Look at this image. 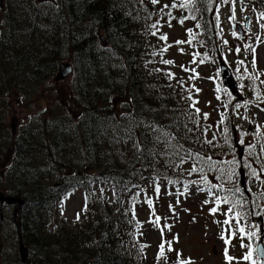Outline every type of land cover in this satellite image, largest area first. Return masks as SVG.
Instances as JSON below:
<instances>
[{
  "label": "trees",
  "instance_id": "trees-1",
  "mask_svg": "<svg viewBox=\"0 0 264 264\" xmlns=\"http://www.w3.org/2000/svg\"><path fill=\"white\" fill-rule=\"evenodd\" d=\"M21 1L0 0V100L3 104L2 99L12 92H21L24 98L47 96L50 109L36 125L42 130L36 150L45 155L43 167H55L44 179L34 173L36 150L28 137H23L24 142L18 140L8 153L0 147V157L9 159L0 190L24 201L22 207L15 206L10 221L18 245L22 241L29 249L30 264H170L165 258L158 260V254L148 258L139 242L133 247L138 229L125 203L146 185L181 187L188 182L186 174L195 162L188 158L189 151L194 156H210L225 169L229 168L228 161H237L238 175L233 183L224 182V188L233 189L232 200L238 199L243 205L234 211L251 213L241 226L248 230L259 224L252 194L251 198L246 196L240 187L239 170L244 169L246 177H251V169L264 174V139H256L255 152L249 155L247 147L244 160L239 161L232 104L224 107L228 96L219 81V114L227 112L228 118L216 130L215 139L205 136L207 124L190 107V92L166 75L169 72L162 62L166 56L160 51L166 41L159 39L158 32L152 35L156 29L151 27L163 18L150 0ZM218 3L198 0L194 13V21L201 25L195 40L203 47L207 64H214L217 71L218 55L227 60L223 50L232 55L237 46L243 47L240 40L224 47L217 43L213 21ZM242 6H251L257 19L264 12V0H244ZM183 12L185 16L192 14ZM258 20L264 24V19ZM63 63L74 66L70 85L52 87L49 83ZM217 75L219 78V72ZM260 79L256 84L264 93ZM237 81L239 87L243 83L240 88L249 96L255 95L250 81ZM197 119L199 125L194 122ZM224 126L229 128L227 144L222 135ZM66 153L77 154L79 166L69 161ZM217 175L208 172L209 180L220 184ZM198 176L188 174L191 179ZM169 180L178 183L169 184ZM24 182L30 183L29 187ZM95 186L107 189L110 200L95 205L85 193L86 204L82 214L78 213L79 219L61 217L54 234H47L52 207L62 210L69 192L65 191H89ZM235 187L243 191L242 196L234 192ZM223 206L228 209V205ZM4 207L0 205V264H8L2 259L6 243L2 235ZM18 264H22L21 258Z\"/></svg>",
  "mask_w": 264,
  "mask_h": 264
},
{
  "label": "rangeland",
  "instance_id": "rangeland-1",
  "mask_svg": "<svg viewBox=\"0 0 264 264\" xmlns=\"http://www.w3.org/2000/svg\"><path fill=\"white\" fill-rule=\"evenodd\" d=\"M38 1L41 0H22L21 2L35 3ZM53 2L54 0H43L40 3L51 4ZM174 2H178V0H159V3L154 5L156 12L163 16V22L158 27H161L160 31L163 35H167L168 45H172V47L168 48L166 60L173 61L174 63L167 64L166 67H169L174 74L173 84L178 83V81L183 83L187 88L191 89L193 99L199 101L196 105V107L200 109L199 118L205 121L207 125H212L207 131V136L210 138L213 133H216V130L218 131L220 129V127H217V122L220 118L219 111L222 100H217L216 96H221V91H216L217 88H220L219 86L215 88V85L218 84L217 73L219 70L217 71L214 64L200 63V60L204 57L202 55H204L205 52L203 47L196 40H193L191 44H176V41H187L189 39L188 29H192L196 35L199 30L196 27L197 23L192 19H186L183 25L178 22L180 18L185 17V14L183 10L178 7L171 8V5ZM164 5H169V8H164ZM232 7V3L224 4L221 0H219L217 5V8H219L220 23L219 28H217L216 20L213 21V31L216 41L221 47L229 46L238 40L232 35V26L234 24L238 23L244 25L246 16H250L251 21L250 28L247 31V34H245L246 39L243 42L240 54L237 55L236 52L234 53L233 51V54L231 55L229 51H222V53L228 54L225 63L230 68L232 75L236 78L238 75H245L243 68L240 69L239 73L236 71L238 60H245L249 72L258 71L264 73V29H261V25L259 24L262 22L257 19L254 10L250 6L241 10L242 5L237 2L235 3V20H230L229 18L232 16ZM161 9H163V13L171 11L172 15L177 18L176 20H172V27L168 26V16L164 15L161 12ZM15 18L18 19V15H15ZM156 32L158 31L156 30ZM257 37L260 38L261 42H257ZM224 41H227V44H225ZM245 44H252L256 47L257 68L255 70L252 69L250 63L252 55L249 53L245 58V53L243 51ZM181 48L183 49V53L179 50ZM196 53L199 55L194 57V54ZM223 57L225 58V56ZM194 58L196 60L195 63L192 62ZM181 66H183V68L195 69L198 78L190 80L189 77L193 75V73L191 71H184ZM56 77L49 83L52 87L58 86V88L61 89L70 85L71 78L62 83H56ZM260 77V80H264V75H261ZM256 82H258V80ZM256 86L259 88V85L256 84ZM260 86L263 87L262 84ZM195 89H199V93H196ZM240 91L247 101L252 102L248 104L247 109L244 107L239 109V116L242 117L246 115L248 119L245 120L243 118H238L233 107L235 105V103H233L234 100L232 101L231 114L238 142L240 140L241 132L249 133L244 136V144L239 143L246 149L250 145L257 146L256 138L250 134L257 131V126L260 127L261 134H264V111L260 110L264 109V107H262L264 103L257 101L255 95L249 96L243 89H240ZM261 95H264V93L261 92ZM2 101L4 102L3 104H1L0 100V147L3 146L5 148L3 151L5 153L11 151L12 147L15 148V144L18 140L24 142L23 137H28V142H31L30 145L33 149L36 150L39 148L38 141L42 138V130L40 128L37 129L36 125L39 124L40 118L42 119L48 114L50 109L47 96L42 98L39 94L36 98H31V96H26L24 98V95L21 92L20 94L12 92L9 94V97L7 96L2 99ZM204 113L209 114L207 120L203 119ZM12 122L14 123V127ZM10 153L12 154L14 152ZM125 153L129 154L128 151ZM34 155V163L37 165V169L34 173L41 179L49 177V171L54 170L55 167L50 165L43 167L45 155L39 150H36ZM66 157L69 161L79 166L80 162L77 154L66 153ZM0 159H2L0 160L1 184V176H4L8 171L7 161H9V159H7L5 155L0 157ZM258 172L260 171L258 170ZM258 174L259 179L255 177H247V183L249 184L250 182L251 185V187L248 186V190L252 194L255 215L257 218H263L260 221L262 222V227L264 229V215L257 214L264 213V184L261 183V181H264V174ZM208 179H210L209 176ZM68 180L69 179L65 182ZM186 180L197 181L200 180V176L191 179L188 177V174H186ZM25 184L28 185V187L30 185V183L28 184L24 182L23 185ZM200 187H203V185H200ZM154 189L155 188H153L152 185H146L144 189L136 191L135 195L133 194L135 197V220L136 224L139 222L140 225L139 227H136L138 229V237L132 242L133 247L136 246L137 242L142 245H148V247L143 248L141 252L147 255L148 258L154 259L160 250L159 245L164 243L165 255L167 257L166 260L170 264H176L177 253L181 254V260L190 259L194 264H228L224 255L225 249L227 248L228 255L234 258L231 264H250L249 261L243 260V256L249 250L247 246L256 248L261 241V237L259 240L255 237L251 240L245 237L242 241L238 236L233 239L231 234L227 233V238L231 240V243L225 245L220 236L221 234H224V229L227 226L222 223H217V221L222 222L225 219V215H223L227 209L225 206H222L216 215L210 214L209 210L214 206V203L210 202L205 204L204 201L206 199L210 200L211 198L206 192L197 191L196 185H190L187 196L179 197V204H177L178 198L175 193L177 189L183 190V184L181 187L161 186L159 199L156 198ZM66 192H68V194L64 200L62 211H58L52 207L50 218L51 226H49L47 234H54L56 226L60 223L61 217L67 218L68 220H74L78 213L82 214L83 208L86 204L85 193L88 200L95 205H101L103 202H107L111 198V194L103 186H95L89 191L69 189L65 191V193ZM169 192L173 194L169 195ZM147 198L152 199L156 216L161 218L159 221V227H153V225L148 222L150 219L155 220L156 216H152V209L149 208L147 203H145ZM133 202V199L126 200L125 208L128 211H132ZM170 204L173 206L172 210L169 209ZM14 208L15 207H9L6 205L2 210V217L4 219L2 235L6 237L5 247L2 249L5 252V256H2V259L7 260L8 264H18L20 259L18 236L15 227L13 228L10 221ZM85 217H82L83 222L86 220ZM166 226L171 227L169 229ZM161 228L163 229V236L161 235ZM252 230L256 229L253 228ZM165 242H171L173 251H168L169 244ZM241 243L245 244L246 247L242 248ZM136 253L139 256V253Z\"/></svg>",
  "mask_w": 264,
  "mask_h": 264
},
{
  "label": "snow or ice",
  "instance_id": "snow-or-ice-1",
  "mask_svg": "<svg viewBox=\"0 0 264 264\" xmlns=\"http://www.w3.org/2000/svg\"><path fill=\"white\" fill-rule=\"evenodd\" d=\"M150 2L155 5L157 3H159V0H150ZM198 2V0H178V2H174L171 5V8H180L182 10H188L189 12H191L192 14L189 16H185L182 17L178 20V22L183 25L186 19H192L195 20L196 16H195V11L198 9H195V5ZM209 3L212 2V0H208ZM222 3L224 4H228V3H232L233 7H232V16L229 18L230 20H235V0H221ZM241 4L243 5L244 0H240ZM164 8H169V5H164ZM243 10V8L241 9ZM161 12L163 13V9H161ZM164 15L168 16V26L172 27V20H176L177 18L175 16L172 15L171 11L167 12V13H163ZM163 18V16H162ZM258 19H264V12L260 13V16L258 17ZM215 20H216V27L219 28V23H220V17H219V8H217V14L215 16ZM153 29H156L158 31V23L157 24H153L151 26ZM197 28H200L201 25L199 23H197L196 25ZM261 29H264V24L261 25ZM222 31V30H221ZM152 35H156V31L152 32ZM232 35L234 37H236L237 39H242L243 37L237 36V33L235 31H233ZM188 36L189 39L187 41H176L177 45H181L184 43H188L191 44L193 40L196 39V34L193 32L192 29H188ZM160 40L163 41H167L168 37L167 35H161L159 37ZM257 42H261L260 38L257 37ZM202 43V42H201ZM225 44H227V41H224ZM172 47V45H167L162 48L160 51L161 53L163 52H167L168 48ZM181 51V53H183V49H179ZM241 48L239 46H237L235 48V52L237 55L240 54L241 52ZM244 53H245V58L247 57V55H249V53L252 55V60H251V67L253 70H255L257 68V60H256V47L252 44H245L244 49H243ZM196 55H199L198 53L194 54V57ZM208 57L205 55L201 60L200 63H204L205 60H207ZM165 64H173V61H162ZM193 63L196 62L195 58L192 61ZM183 68V66H181ZM243 68L244 74L245 75H238L237 79L240 81H243L244 79H247L248 81H250V85H251V90L255 93L256 96V100L260 101L261 103H264V95H261L260 89L256 86V81L259 79V77L261 75H264V73H260L258 71H254V72H249L247 65L245 64V60H238L237 61V68L236 71L237 73L240 72V69ZM184 71H191L193 73V75H191L189 77L190 80L192 79H196L198 78V74L195 72V69H188V68H183ZM170 79L174 78V74L173 73H167L166 74ZM260 83L264 84V80L260 81ZM181 86H183V84H181ZM194 87V86H193ZM241 88L244 87L243 83H241L240 85ZM196 93H199V89H195ZM217 92H220L221 89L217 88L216 89ZM223 92L226 96H228V100L224 102V107L227 108L229 106V104H232V101L234 99L232 93H230L227 89H223ZM188 100L191 101V105L190 107L194 109L195 114L197 115V117L200 114V109L198 107H196V105L199 103L198 100L193 99L192 95L190 94L187 97ZM217 100H220V96L217 95L216 96ZM252 103L250 101H245L243 104L241 103H236L233 107L235 110V113L238 115V118H243L245 120L248 119V117L245 116H239V109L241 107H244L245 109H247L248 104ZM258 106V105H257ZM261 111H264V109H260ZM209 118V114L208 113H204L203 114V119L207 120ZM228 116H227V112L221 113L220 115V119L217 122V127L219 128L221 125H225V122L227 120ZM197 125H199V119H197L196 121H194ZM251 122V121H249ZM212 127V125H207L204 129V134L205 136L207 135V131L208 129H210ZM191 131V129L189 130ZM249 133H245V132H241L240 133V140L239 143L240 144H244V136L248 135ZM251 135H253L258 141L261 139H264V136H262L261 132H260V127L257 126V131L254 133H250ZM215 133H213V139H215ZM223 138L225 143H229V128L227 126L223 127V132H222ZM205 143L211 144L212 141L210 140H205ZM248 154L252 155L255 152V145H250L248 148ZM261 151L264 152V144H261ZM188 158L190 159H194V164L193 166L188 170V174L192 175L193 173H196L200 176V180L197 181H188L185 182L183 184V190L177 189L175 195L177 196V204H179V197L180 196H187L188 192H189V187L190 185H196L197 186V191H201V192H206L208 194V196L211 198L210 200H205L204 203L208 204L210 202L214 203V206L209 210L210 214L212 215H216L217 212L221 209V207L223 205H228V209L227 212H224L223 215H225V219L220 222L217 221V223H222L223 225H226L227 227L224 229V234H221L220 238L224 241L225 245H229L231 243V240L227 238V233L231 234V237L233 239L237 238V236H239V238L243 241V239L245 237H247L249 240H251L253 237H255L257 240H259L260 238V230H259V225H253L252 227L256 230H252L251 228L246 230L245 227L241 226V221L245 220L247 218L248 215H251V213H244L242 211H234L235 209H237V207L239 206L240 208L243 207V205L241 204L240 200H232V197L230 195V193L233 192V189H225L224 188V182L227 183H233V177L237 176L238 173L236 171V166H237V161H228L227 163L229 164V168L225 169L223 167H218L217 166V162L213 161L212 158L209 156L207 158H204L202 156H200L199 154H195V156L193 155V153H191L190 151L187 153ZM184 163V157H181L180 160V164ZM199 165H203V166H199ZM177 167H179L180 165H176ZM248 168H251V165H247ZM207 169V171L205 170ZM261 171H264V165L261 166ZM208 172H213V173H218L219 175L216 176L217 180L222 181L220 184H215L212 183L209 179H208ZM249 176L251 177H255L257 179H259V174L257 173V171L255 169H251V171L248 173ZM169 184H176L178 183V181H172L169 180L168 181ZM262 184H264V181H261ZM200 185H203V187H200ZM215 190V191H213ZM156 198L159 199L160 197V186L159 184L156 185L155 189H154ZM235 193H240V195H243V191L239 188V187H235L234 189ZM220 193H226L224 195H220ZM169 195H172L173 193L169 192ZM87 199V198H86ZM133 218H135V197L133 198ZM145 203L148 204L149 208L152 209V216H156L155 213V209H154V205H153V201L151 198H147L145 200ZM169 209L172 210L173 206L170 204L169 205ZM85 211L87 210L86 208L84 209ZM175 214V213H173ZM258 215H264V213H257ZM77 219H79V214H77ZM160 217L156 216L155 220L150 219L148 222L151 223L153 225V227H159V221H160ZM137 226L139 227V222L137 224ZM170 229L171 226H166ZM161 231V235L163 236V229H160ZM169 244L168 247V251L171 252L173 251L172 247H171V242H165ZM148 247V245H142L141 246V250H143V248ZM241 247H246L245 244L241 243ZM248 247V251L247 253L243 256V260L244 261H249L250 264H261L262 261H264V248H260V247H256V248H252L251 246H247ZM159 252L157 255V259H161V258H167L165 255V247H164V243H161L159 245ZM225 259L228 262V264H231V262L233 261V257L228 255L227 252V248L225 249ZM181 254L177 253V261L176 264H194L193 261L189 260H181L180 259ZM255 257V258H254Z\"/></svg>",
  "mask_w": 264,
  "mask_h": 264
},
{
  "label": "water",
  "instance_id": "water-1",
  "mask_svg": "<svg viewBox=\"0 0 264 264\" xmlns=\"http://www.w3.org/2000/svg\"><path fill=\"white\" fill-rule=\"evenodd\" d=\"M247 20V25H248V21H249V17L246 19ZM233 30L238 32L240 37H243L241 40L243 41L245 39L244 37V30L241 27H233ZM219 63H220V67H221V77H222V82H223V86L225 88H227L230 93H232V95L234 97H239L240 101H243L244 98L239 96V91H238V85L234 79V77L231 74L230 69L226 66V64L224 63V61L222 60V58H219ZM74 72V67L70 64V63H63L60 66L58 75L55 79L56 83H60L63 81H66L67 79H69L71 77V75ZM14 123L12 122V125ZM14 127V125H13ZM244 155V149L242 147L238 148V156L239 159L242 160ZM241 180H240V186L247 192V181H246V175L243 169H241L239 171ZM0 204L1 205H7V206H15L18 205L19 207H22L24 205V201L16 196H11V195H6L3 191L0 190ZM263 239H264V229H261V241L258 244V247L260 248H264L263 245ZM19 254H20V258H21V263L22 264H30L29 262V249L24 245V243L22 241H20L19 243ZM262 264H264V261H262Z\"/></svg>",
  "mask_w": 264,
  "mask_h": 264
},
{
  "label": "flooded vegetation",
  "instance_id": "flooded-vegetation-1",
  "mask_svg": "<svg viewBox=\"0 0 264 264\" xmlns=\"http://www.w3.org/2000/svg\"><path fill=\"white\" fill-rule=\"evenodd\" d=\"M244 26L246 27V23H244Z\"/></svg>",
  "mask_w": 264,
  "mask_h": 264
},
{
  "label": "bare ground",
  "instance_id": "bare-ground-1",
  "mask_svg": "<svg viewBox=\"0 0 264 264\" xmlns=\"http://www.w3.org/2000/svg\"><path fill=\"white\" fill-rule=\"evenodd\" d=\"M20 260V259H19ZM91 264V263H90Z\"/></svg>",
  "mask_w": 264,
  "mask_h": 264
}]
</instances>
